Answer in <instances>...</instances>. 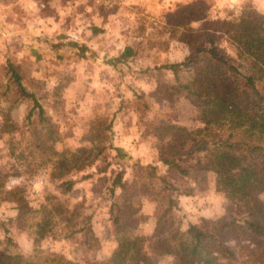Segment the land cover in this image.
Segmentation results:
<instances>
[{"label":"rangeland","instance_id":"obj_1","mask_svg":"<svg viewBox=\"0 0 264 264\" xmlns=\"http://www.w3.org/2000/svg\"><path fill=\"white\" fill-rule=\"evenodd\" d=\"M189 3L206 10L205 19L191 23L195 29L212 30L217 19H238L243 5H253L264 13V0H241L233 8L225 0H0L2 248L26 256L35 248L37 214L19 218L16 204L4 200L6 189L22 184L29 206H62L59 211L52 209L48 236L37 241L38 248L76 260L108 257L117 247L110 204L124 192L118 187L112 195L108 186L122 170L125 188L140 197L141 216L132 223L134 232L145 237V252L153 257V264L179 263L174 257L153 254L161 184L156 179L151 182L143 168L152 164L158 165L160 173L167 171L158 161L162 142L152 133L153 125L162 118L190 128L202 125L196 107L188 100L165 95L162 85L173 84L175 78L159 67L189 53L182 41L183 30L176 26L179 9ZM216 43L226 58L240 63L220 34ZM127 45L135 54L115 62ZM7 61L17 67L25 88L35 95L51 122L44 124L33 100L8 80ZM6 118L15 126L8 132L3 124ZM108 125L111 133L104 132ZM39 140L57 150H68L69 157L71 152L89 149L93 141L101 145L111 142L128 156L119 158L106 148L78 162L81 170L74 167L55 177L50 163L42 165L50 152L36 147ZM214 178L211 171H196L187 179L177 177L180 189L190 190L188 195H177L175 216L182 230L202 217L235 213L236 205L216 190ZM71 180L74 183L67 190ZM260 197L264 200V191ZM229 245L237 253L232 263L244 264L235 243Z\"/></svg>","mask_w":264,"mask_h":264},{"label":"trees","instance_id":"obj_2","mask_svg":"<svg viewBox=\"0 0 264 264\" xmlns=\"http://www.w3.org/2000/svg\"><path fill=\"white\" fill-rule=\"evenodd\" d=\"M239 13L236 20H215L212 30L195 29L191 23L207 17L205 8L196 3L181 7L176 26L183 30L182 41L189 46V53L180 61L159 66L175 78L173 84L162 85L165 95L188 100L196 107L202 123L190 128L162 118L158 125L149 124L153 125L154 136L162 142L158 161L167 169L160 173L158 165L152 164L143 168L151 182L156 179L161 184L152 251L158 257H174L179 261L176 264H233L237 253L229 245L231 241L244 264H264V200L260 197L264 191V13L253 5H243ZM202 30L208 31L202 34ZM217 34L235 50L239 64L220 52ZM134 54V48L127 45L113 60L124 62ZM6 71L11 84L33 100L40 120L44 124L51 122L35 95L25 88L17 67L7 61ZM3 124L5 132L15 128L8 118ZM109 127L104 128L105 133ZM48 132L51 134L52 130L49 128ZM36 147L50 152L42 165L50 163L55 177H62L74 167L81 170L80 162L101 154L106 148L113 149L119 158L128 156L122 147L111 142L101 145L93 141L92 147L71 152L70 157L68 150H57L45 140H39ZM196 171L214 173L216 190L223 192L236 209L231 216L202 217L182 230L175 216L179 208L177 195H188L190 190L180 189L177 177L187 179ZM122 173L117 171L108 186L112 195L118 187L124 191L110 204L117 247L108 257L76 260L38 248L37 241L48 236L52 209L59 211L62 206L57 203L52 208L29 206L25 188L20 184L6 189L4 200L16 204L19 218L28 213L37 214L35 248L28 256L12 253L2 248L0 240V264H153V257L143 247L145 237L134 232L132 223L141 216L140 197L134 190L125 188ZM73 183L67 182V190ZM50 197L57 199L54 195ZM7 242H11L10 237Z\"/></svg>","mask_w":264,"mask_h":264},{"label":"crops","instance_id":"obj_3","mask_svg":"<svg viewBox=\"0 0 264 264\" xmlns=\"http://www.w3.org/2000/svg\"><path fill=\"white\" fill-rule=\"evenodd\" d=\"M135 1H138V0H134ZM156 1V0H155ZM226 1V4L230 7V8H233L234 4H237L238 2H240L241 0H225Z\"/></svg>","mask_w":264,"mask_h":264}]
</instances>
